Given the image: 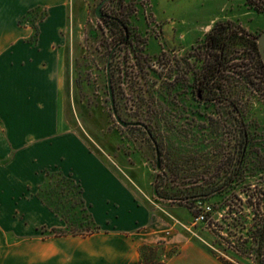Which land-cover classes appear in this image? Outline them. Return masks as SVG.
I'll return each instance as SVG.
<instances>
[{"label":"rangeland","instance_id":"1","mask_svg":"<svg viewBox=\"0 0 264 264\" xmlns=\"http://www.w3.org/2000/svg\"><path fill=\"white\" fill-rule=\"evenodd\" d=\"M98 6L102 19L95 16ZM43 12L31 15L28 25L40 23ZM215 24L231 35L220 54L229 61L217 73L221 89H210L199 100L195 86L212 62L205 38ZM263 30L264 14L244 0H67L56 43L66 131L76 134L135 201L157 216L167 238H184L205 251H213L215 243L225 247L218 236H227L216 224L222 223L226 206L247 212L248 200L262 203L264 81L243 32L257 44ZM210 191L217 193L213 199L197 203ZM59 192L49 203L65 201ZM168 193L175 200L162 198ZM198 205L200 216L212 210L205 224L194 217ZM13 211L0 209V216L15 218ZM64 216L68 225L61 232L89 235L79 226L77 212L66 209ZM15 221V227L0 223L3 264L13 260L15 250L28 254L30 238L56 237L47 226L29 233L22 218ZM20 224L22 232L14 231ZM150 246L155 251L149 256L156 260L150 264L178 250L171 243ZM236 260L252 264L248 258Z\"/></svg>","mask_w":264,"mask_h":264},{"label":"crops","instance_id":"2","mask_svg":"<svg viewBox=\"0 0 264 264\" xmlns=\"http://www.w3.org/2000/svg\"><path fill=\"white\" fill-rule=\"evenodd\" d=\"M66 5L67 0H0V209L15 214L7 221L0 216V223L15 227L22 218L29 233L39 226L63 227L65 222L36 197L45 172L58 171L80 186L99 231L32 237L28 254L15 250L13 260L4 264H140L142 246L169 243L178 250L163 264H222L184 238L165 237L157 216L135 201L76 134L66 131L56 44ZM41 10L44 19L30 27L26 20ZM21 224L14 231L22 232Z\"/></svg>","mask_w":264,"mask_h":264},{"label":"trees","instance_id":"3","mask_svg":"<svg viewBox=\"0 0 264 264\" xmlns=\"http://www.w3.org/2000/svg\"><path fill=\"white\" fill-rule=\"evenodd\" d=\"M245 3L256 13L264 14V0H244ZM244 33L246 43L250 42V48L257 57V62L260 70V74L264 81V66L261 62L257 44L252 41L249 34ZM226 40H232L231 35L226 33V28H223L219 24H215L210 32L206 35L205 45L207 50L210 51L212 62H207L203 69L201 79L196 84V98L203 99V95L206 91H217L221 89L220 81L221 77L217 76V73L222 68L227 67L226 55H220L224 49H227L229 45L226 44ZM232 44V43H231ZM246 137V134H244ZM161 167V165H160ZM59 188V197L65 199V201L57 200V202L49 203V200L56 197L55 192ZM82 190L80 186L70 177L65 176L58 171H46L45 179L42 185L38 187L36 194L37 199L43 203L49 210H51L57 217H59L65 224L68 225L65 219L64 213L66 209H72L77 212L81 221L80 227L89 230V235L96 233L98 227L92 222L90 215L87 213L84 202L81 198ZM216 192L210 191L203 193V195L196 198L197 203H204L205 199L214 198ZM65 197V198H64ZM177 197L173 194H164L162 198L165 200H175ZM251 197L249 196V199ZM258 200H262V203L247 201L250 205V209L246 212L243 207L234 208L232 205L226 206V214L221 219V224H216V229L225 231L227 238L218 236L226 245L222 246L220 243H215L216 248L213 251H208L213 257H215L222 264H240L236 259L248 258L252 264H264V193H260ZM203 212L201 205H198L194 210V217L198 218ZM249 214L251 215L249 217ZM212 215V210L206 212L201 216L202 220L200 224H205L207 219ZM215 225V222L211 223ZM92 228V229H91ZM52 234L56 237L69 236L61 229H52ZM82 234L73 233L72 236H81ZM229 238L235 239V242H231ZM155 248L151 246H142L139 249L140 264H150L152 261H156L152 255ZM148 253V256H146ZM148 257V258H147ZM164 261H159L157 264H163Z\"/></svg>","mask_w":264,"mask_h":264},{"label":"water","instance_id":"4","mask_svg":"<svg viewBox=\"0 0 264 264\" xmlns=\"http://www.w3.org/2000/svg\"><path fill=\"white\" fill-rule=\"evenodd\" d=\"M95 15L98 18H101V14H100V6H98L95 10ZM257 48H258V53L261 59V62L264 66V30L259 34L258 38H257ZM118 124H120L121 126L125 127L127 126L126 123L120 121L117 119Z\"/></svg>","mask_w":264,"mask_h":264},{"label":"flooded vegetation","instance_id":"5","mask_svg":"<svg viewBox=\"0 0 264 264\" xmlns=\"http://www.w3.org/2000/svg\"><path fill=\"white\" fill-rule=\"evenodd\" d=\"M100 14H101V18H99V19H102V18H103V14L101 13V6H100ZM95 16H96V15H95ZM96 17H97V16H96ZM97 18H98V17H97ZM120 26H122V25H120ZM123 29H125V28H123ZM124 31H125V30H124ZM125 33H126V32H125ZM128 38H129V37L126 36V37L124 38V42H127ZM112 110H113V108H112ZM117 119L120 120L119 118H116V121H117ZM120 121H121V120H120ZM122 122H123V121H122ZM117 123H118V122H117ZM124 123H125V122H124ZM126 124H127V123H126ZM133 125L137 126L138 124H133Z\"/></svg>","mask_w":264,"mask_h":264},{"label":"built area","instance_id":"6","mask_svg":"<svg viewBox=\"0 0 264 264\" xmlns=\"http://www.w3.org/2000/svg\"><path fill=\"white\" fill-rule=\"evenodd\" d=\"M199 218L202 220V217L201 216H199L197 219H199Z\"/></svg>","mask_w":264,"mask_h":264}]
</instances>
